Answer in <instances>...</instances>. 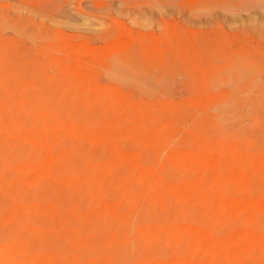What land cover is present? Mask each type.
<instances>
[{
    "label": "rangeland",
    "instance_id": "obj_1",
    "mask_svg": "<svg viewBox=\"0 0 264 264\" xmlns=\"http://www.w3.org/2000/svg\"><path fill=\"white\" fill-rule=\"evenodd\" d=\"M0 264H264V0H0Z\"/></svg>",
    "mask_w": 264,
    "mask_h": 264
},
{
    "label": "bare ground",
    "instance_id": "obj_2",
    "mask_svg": "<svg viewBox=\"0 0 264 264\" xmlns=\"http://www.w3.org/2000/svg\"><path fill=\"white\" fill-rule=\"evenodd\" d=\"M129 250H130V249H129ZM129 250H126V252L129 251ZM126 252H125V253H126ZM129 256H130V254H129Z\"/></svg>",
    "mask_w": 264,
    "mask_h": 264
}]
</instances>
